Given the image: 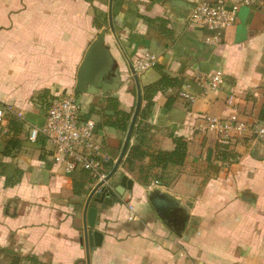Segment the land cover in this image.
<instances>
[{"label": "crops", "instance_id": "crops-1", "mask_svg": "<svg viewBox=\"0 0 264 264\" xmlns=\"http://www.w3.org/2000/svg\"><path fill=\"white\" fill-rule=\"evenodd\" d=\"M110 1L0 0V107L27 119V133L22 131L14 148L8 144V121L0 120V264H86L84 208L98 181L86 170L55 162L52 146L44 138L33 143L29 127L43 123L51 96L73 92L88 46L102 28H110ZM198 1H112L115 31L106 43L119 63L113 79L120 87L108 96H76L85 117L98 125L113 114L104 108L110 96L133 116L137 85L131 66L140 56L155 54L153 65L138 72L137 118L141 131L145 128L131 144L147 134L146 152L171 151L174 137L181 136L187 154L182 165L165 173V184L152 180L153 185L139 182L124 156L109 183L118 186L124 174L135 182L121 202L92 199L90 206L98 209L94 230L103 237L90 248V264H264V139L205 132L198 120L201 114H235L249 123L264 122V0L242 5L236 22L218 33L189 21ZM210 1L233 6L242 0ZM159 19L167 20L173 39ZM160 70L173 81L147 107L143 86L157 80ZM216 71L223 73L221 87L205 89L198 77ZM97 132L109 174L126 132L102 124ZM150 160L147 155L137 162ZM153 172L162 174L161 168ZM155 188L178 198L188 211L181 235L152 205Z\"/></svg>", "mask_w": 264, "mask_h": 264}, {"label": "built area", "instance_id": "built-area-1", "mask_svg": "<svg viewBox=\"0 0 264 264\" xmlns=\"http://www.w3.org/2000/svg\"><path fill=\"white\" fill-rule=\"evenodd\" d=\"M251 0H242L226 6L222 2L199 0L189 14V21L203 29L218 33L236 22L239 9L244 4H251ZM156 60L155 54L147 53L140 56L134 68L138 72L149 69ZM198 81L205 89L218 90L223 81V73L216 71L207 76L198 77ZM191 101L193 95L184 93ZM232 98L228 105L232 106ZM12 112L11 109L0 107V120ZM14 113V112H13ZM15 115L23 119L21 112ZM202 131H216L226 138H244L249 134L264 139V122L249 123L233 114L225 118L215 115L201 114L198 117ZM29 137L33 143L44 138L53 149V159L57 163L64 162L71 170L80 168L90 172L97 181L108 175L105 163L109 160L104 152L103 141L97 132V123L86 118L82 105L74 92L55 94L49 98L45 109V118L42 124H30ZM186 264H192L190 262Z\"/></svg>", "mask_w": 264, "mask_h": 264}, {"label": "water", "instance_id": "water-1", "mask_svg": "<svg viewBox=\"0 0 264 264\" xmlns=\"http://www.w3.org/2000/svg\"><path fill=\"white\" fill-rule=\"evenodd\" d=\"M112 1L113 0L110 1L109 10L110 28H102L95 39L88 46L77 70L76 84L73 91L75 94L98 95L102 93L105 96H108L110 92L116 91L120 87V82L113 79L116 76L119 63L113 56L110 46L106 43L107 34L115 31L112 18ZM179 1L180 0H176V2ZM131 69L134 73L137 85V103L129 129L126 133V137L116 163L106 178L99 181L89 193L84 208V229L82 241L85 244L87 253L86 264H90V248L95 245H100L99 238L102 239L103 237L101 232L94 230L95 224L92 219L93 216L97 215L98 209L90 206L92 199L106 205H112L114 201L121 202L122 199L120 196L127 190H132L135 182L134 179L124 174L118 186H114L109 183L110 178L116 173L125 156V152L130 142L142 104V89L139 77L133 65L131 66ZM149 199L161 218L166 220L177 234L181 235L186 228L189 213L185 208L181 207L180 200L158 188H155L150 192Z\"/></svg>", "mask_w": 264, "mask_h": 264}, {"label": "trees", "instance_id": "trees-1", "mask_svg": "<svg viewBox=\"0 0 264 264\" xmlns=\"http://www.w3.org/2000/svg\"><path fill=\"white\" fill-rule=\"evenodd\" d=\"M158 21H161V25L163 31L166 35L170 36L172 39L174 38V32L172 29L168 28V22L165 19H159ZM156 22V20H155ZM173 79L169 77L166 72L160 70V77L155 80L154 82L144 84V99L147 101V107L151 106L153 104V97L154 95L159 91V89L166 87L172 83ZM44 97V96H41ZM107 104L104 106L106 110H113V114H105L103 122L97 125V130L99 125H107L110 127L119 128L122 131L126 132L128 131L131 119H132V113L125 112L123 110L118 109L119 101L115 97H108ZM14 116V115H13ZM140 116H142L140 114ZM11 124L15 127V133L18 132V126L19 122L17 121L16 117L11 118L10 120ZM141 119L137 118L133 133L130 138V142L127 146L125 155L126 158L124 160V165L126 168H128V171L133 172L137 169V177L139 182H141L144 185H149V178L152 177V180H156L160 184H165L164 175L169 169L175 168L177 166H180L184 163L186 154H187V142L185 139L181 136H175L174 141L176 144L175 149L171 151L166 150H158L154 153L149 154L145 151L144 146L148 144V138L147 134L138 136V140L136 143L131 144V139L134 135L140 134L143 132L144 128L141 131ZM9 145L12 144V146L17 145V140L11 139L8 143ZM151 157V162L149 165L145 164H139L137 161H142L145 156ZM109 164V163H108ZM114 165V163H112ZM109 164V170L112 169L113 165ZM155 168H161L162 174L159 176L157 173H152V170ZM168 173V172H167ZM168 183V182H167Z\"/></svg>", "mask_w": 264, "mask_h": 264}, {"label": "rangeland", "instance_id": "rangeland-1", "mask_svg": "<svg viewBox=\"0 0 264 264\" xmlns=\"http://www.w3.org/2000/svg\"><path fill=\"white\" fill-rule=\"evenodd\" d=\"M136 62V61H135ZM133 67H134V64H133ZM133 73V72H132ZM133 75H134V73H133ZM134 79H135V76H134ZM74 91V90H73ZM76 96L78 97V96H80V94H76ZM46 97V96H45ZM78 100H79V98H77ZM10 114L11 113H7L5 116H4V118L3 119H6L8 122H7V124H8V128L10 129V131L12 132V136H11V139H13L14 140V138H15V140H17V144L18 143H20V140H22V133L23 132H25V133H27V129H24V123H26V121H27V119H22V118H20V117H18L17 115H14L13 116V114H12V117L10 116ZM10 116V117H9ZM13 117H16V119H17V121L19 122V126H18V133L16 134L14 131V129H15V127H14V125H12L11 124V122H10V120H11V118H13ZM3 119H1V120H3ZM98 123H99V121H98ZM1 130H3V129H1ZM1 130H0V132H1ZM23 131V132H22ZM18 138V139H17ZM10 139V140H11ZM125 139V138H124ZM27 140H29V139H27ZM10 146H12V144H10ZM19 147V146H18ZM13 148H14V146H13ZM154 173V172H153ZM170 173H174V171L172 170V172H170ZM149 182L151 183L150 185H153V183H152V177H150L149 178Z\"/></svg>", "mask_w": 264, "mask_h": 264}]
</instances>
